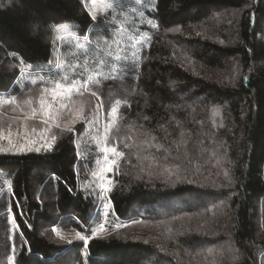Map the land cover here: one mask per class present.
<instances>
[{"label":"trees","instance_id":"1","mask_svg":"<svg viewBox=\"0 0 264 264\" xmlns=\"http://www.w3.org/2000/svg\"><path fill=\"white\" fill-rule=\"evenodd\" d=\"M84 5L0 0V92L36 96L39 83L13 88L19 69L56 55L83 60L69 43L54 46V25L100 43L122 26L125 52L148 36L135 70L93 85L99 100L75 98L86 116L102 102L105 123L121 102L125 156L109 174L110 207L105 214L91 176L95 125L77 121L75 135L53 128L47 152L0 140V264H264V0H121L95 21ZM93 48L88 59L103 58ZM23 119L0 110L5 134L9 124L22 133ZM101 223L107 232L93 236Z\"/></svg>","mask_w":264,"mask_h":264},{"label":"snow or ice","instance_id":"2","mask_svg":"<svg viewBox=\"0 0 264 264\" xmlns=\"http://www.w3.org/2000/svg\"><path fill=\"white\" fill-rule=\"evenodd\" d=\"M83 2L84 0H82ZM90 2L91 7L87 3L84 6L91 19L95 21L98 12L106 13L109 10L115 12L116 8L120 6L121 0H111L110 3H104L103 0H90ZM133 2L139 3L140 0H133ZM148 23L151 27H156L151 21ZM71 27L68 24L53 26V31L56 33L54 46L56 42L61 45L69 43L74 47L76 53H80L84 57L83 60H80L75 53H73V60H67L63 56L56 55L46 65L39 66V70H36V66L32 65L19 69V75L13 82V88L20 86L25 80L32 85L39 83L41 87L38 90V95H28L21 100L12 95L10 90L0 92V109L8 106L13 111L24 113V119L17 121L22 125L23 132L18 131L14 134L9 124L6 129L7 134H5V129L0 125V140H7L10 148H15L18 152L39 153L42 150L47 152L54 148L57 140V133L52 131L53 128L59 130V133L69 132L75 135L74 125L77 121L84 122L86 130L89 126L95 125L96 135L92 139L99 154L94 160L96 169L91 172V176L99 189V195L104 196L105 193L112 190L111 185L113 183L107 174L113 173L114 167L118 170V162L125 156L123 151H118L120 140L115 135L119 132L116 125L121 102L117 100L111 107L108 122L100 124L97 114L102 107V102L96 104L91 116H86L83 105L78 104L75 98L83 97L86 93L97 97V93L92 91V86L99 85L101 79H116L117 74H127L129 71L135 70L139 63L140 47L138 45L142 46L143 42L147 40V36L142 35L126 46L130 52L129 55V52L124 51L125 46H122L119 39L124 34L122 26L121 30L116 33L117 38L111 41L105 39L103 43L90 40L87 34L83 37L77 36L75 32L71 31ZM93 44L94 48L91 54L99 56L102 52L104 56L101 59L90 61L88 59L89 45ZM113 45H115L114 50ZM97 100H99L98 97ZM29 121L35 123L30 125ZM14 136L15 140L13 139ZM153 139L155 138L153 137ZM127 146L125 144V147ZM156 147L159 148L162 145H156ZM76 148L79 159L82 155L79 143L76 144ZM0 151H4V149L0 148ZM88 186L85 185V187ZM53 231L58 236L60 235L55 228ZM103 231H105L104 225L100 224L93 232V236ZM75 235L85 244L90 238L80 232H76ZM61 239L64 237L61 236ZM71 242V240L68 241V243Z\"/></svg>","mask_w":264,"mask_h":264},{"label":"rangeland","instance_id":"3","mask_svg":"<svg viewBox=\"0 0 264 264\" xmlns=\"http://www.w3.org/2000/svg\"><path fill=\"white\" fill-rule=\"evenodd\" d=\"M85 1V3H87L88 5H89V7H91V2H90V0H84ZM103 2L104 3H110L111 2V0H103ZM99 14V12L97 13V15ZM232 16H234V13H230L229 14V16H224V17H226V18H228V17H232ZM62 24H68V25H70V23H62ZM71 26V25H70ZM71 31H72V29H71ZM78 36V35H77ZM147 36V35H146ZM137 38H139V37H136V38H134L133 40H135V39H137ZM147 38H148V36H147ZM132 42V41H131ZM139 46V45H138ZM185 96L191 101V103H192V105L194 104V98L191 96V92L190 91H188V92H185ZM0 110H2V109H0ZM100 117V116H99ZM104 117V116H103ZM104 120H105V118H103V120H101V121H99L100 122V124H103V123H105L104 122ZM96 135V133H95V131H93V133L91 134V136H92V138H93V136H95ZM17 150V149H16ZM110 174V173H109ZM109 174H107V175H109ZM107 196V193H105L104 194V196H102V201H103V210H104V213H107V210H109V207H110V202H109V200H107L105 197ZM105 205H107V207H105ZM104 223V222H103ZM102 224V223H101ZM100 226V224H97V225H95L94 227H95V229H94V232L96 231V229L98 228ZM105 228V227H104ZM107 232V230L105 229V231H103V232H99L97 235H100V234H104V233H106ZM76 234V233H75ZM75 234H72L71 236H73V237H76V235Z\"/></svg>","mask_w":264,"mask_h":264}]
</instances>
